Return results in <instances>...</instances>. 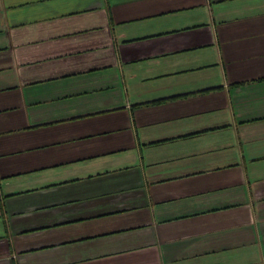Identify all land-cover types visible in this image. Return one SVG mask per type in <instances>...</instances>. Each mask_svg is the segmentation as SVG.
<instances>
[{"label": "crops", "instance_id": "0c3cea01", "mask_svg": "<svg viewBox=\"0 0 264 264\" xmlns=\"http://www.w3.org/2000/svg\"><path fill=\"white\" fill-rule=\"evenodd\" d=\"M0 264H264V0H0Z\"/></svg>", "mask_w": 264, "mask_h": 264}]
</instances>
